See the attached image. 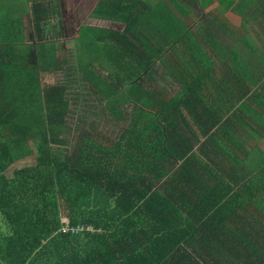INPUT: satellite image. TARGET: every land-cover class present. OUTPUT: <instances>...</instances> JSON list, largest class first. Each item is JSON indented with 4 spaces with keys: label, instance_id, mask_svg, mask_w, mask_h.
I'll return each instance as SVG.
<instances>
[{
    "label": "trees",
    "instance_id": "trees-1",
    "mask_svg": "<svg viewBox=\"0 0 264 264\" xmlns=\"http://www.w3.org/2000/svg\"><path fill=\"white\" fill-rule=\"evenodd\" d=\"M255 4L259 11L244 13ZM260 4L101 0L94 15L126 29H82L93 62L78 54L77 71H63L68 59L43 43L23 54V39L0 29V264H264V198L248 194L231 206V185L250 175L220 172L227 162L215 147L206 149L209 132L196 133L185 116L204 110L207 94L189 106V96L172 97L155 76L160 68L179 84L183 70L199 69L207 48L232 37L242 67L240 59L259 49L227 13L245 24L264 21ZM207 10L216 31L208 20L199 24ZM61 72L80 74L106 109L96 114L103 120L80 117L79 143L66 153L55 148L68 144L69 86L46 83ZM31 156L34 164L8 176ZM242 186L238 195L261 191ZM205 193L217 199L198 204Z\"/></svg>",
    "mask_w": 264,
    "mask_h": 264
},
{
    "label": "crops",
    "instance_id": "crops-1",
    "mask_svg": "<svg viewBox=\"0 0 264 264\" xmlns=\"http://www.w3.org/2000/svg\"><path fill=\"white\" fill-rule=\"evenodd\" d=\"M64 1L66 0H0V29L11 30V35H14L18 40L23 38L24 44L22 43V46L25 50L32 47L38 53L39 49L37 47L43 43L47 51L50 50V53L55 57L57 56L59 60H62L63 57L69 59L68 54L63 56L66 51L62 47L64 35L61 30L64 27L60 17H62V4ZM80 2L74 7V12L78 10L79 14L82 13L81 4L84 3L85 7L88 1L86 3L85 1L83 3ZM100 2L101 0H98L95 3V7L91 10V18L116 22L124 25L126 29V24L123 22L99 18L94 15ZM260 7L264 9L263 4H260ZM259 9L255 4L251 9L248 7L243 8V11L248 14L249 10L259 11ZM199 11L192 10L191 12H196L197 14ZM74 12L70 13L69 19L79 20L80 18L76 17ZM83 12H86L85 9ZM204 13L206 14V17L203 18L204 21L200 20L199 23L203 26L206 25V20L210 21V18H212L211 15L207 14L209 13L208 10L204 11ZM238 15L233 11L227 13L230 23L234 26L245 25L248 30L250 43L259 49L240 59V62H244L242 67H238L236 64L239 62V57H235V54L232 53L234 48L238 49L239 47L238 43L235 42V37H232L218 40L219 43L222 42L221 48H207L208 55L204 54L202 56V63L198 65L199 69L197 71L183 70V77L179 84L164 73L162 69L157 68L155 70L158 83L167 89L172 94V97L177 95L182 97L183 94L190 97L186 101L189 106L193 105L194 107V105H197V102L194 104V101H196L195 96L200 97L203 93L207 94L204 110L196 109L194 114H186L184 106L188 105L184 102L182 111L186 114L185 116L191 126L196 129V133L201 131L203 134L206 129L207 133L209 132L210 139H207L209 142L207 141L208 143H206V149L210 151V148L215 147L219 152V157L227 162L224 165L225 167L220 169V172L234 173L237 178L250 175L242 184L231 185L229 195L235 197L229 198L231 206H236L240 201L248 198V194H252L253 199L264 198V127L258 122L259 119L264 120V31L261 32L260 30L264 29V21L255 22L250 20L247 24H245L246 22L237 24L234 18L238 17ZM210 23L213 31H216V25H214L213 21H210ZM91 27L95 26L81 24L76 31V36H72V46L73 48L75 46V53L76 40L82 39L81 30L83 29L87 33V30ZM96 28L105 29L97 26ZM21 34L22 36H20ZM42 35L46 36L43 41L40 40ZM222 49H224V52L220 51ZM54 50L56 51L54 52ZM59 52L62 56L61 58ZM207 58L208 63L211 64L212 62L211 66H207L204 63ZM159 73L170 81L162 79ZM254 79H262L263 82L257 86L253 85ZM169 87H172V89H169ZM181 90L186 91L179 94ZM209 143L211 144L208 145ZM232 156L234 161L231 160ZM214 170L215 168L213 172H216ZM255 185L259 186L261 191H257L253 195L252 190L249 193L247 189ZM241 186L242 189L246 188L247 192L238 195L237 192ZM205 195L208 196L209 193H205ZM211 199L217 198L208 196L197 200V203L210 204ZM259 221L264 223V217H261Z\"/></svg>",
    "mask_w": 264,
    "mask_h": 264
},
{
    "label": "rangeland",
    "instance_id": "rangeland-1",
    "mask_svg": "<svg viewBox=\"0 0 264 264\" xmlns=\"http://www.w3.org/2000/svg\"><path fill=\"white\" fill-rule=\"evenodd\" d=\"M81 1V2H80ZM88 1L87 4L84 3ZM98 0H66L62 4V25L64 29L61 30L63 33L64 37V43H63V48L65 49L66 52H62L63 56L69 55L68 59V64L63 66V71H67L68 68H73L75 71H77V60H78V54L81 56H86V61H91L90 63L92 64L93 62V56L91 53H88V55L85 54V52L88 51V48L84 45L85 41L82 39H77L76 41V53L74 52V48L72 46V36H76V31L78 30L79 26L81 24H88L92 26H97V27H102L105 29H111V30H117V31H123L125 29V26L116 22H109L105 20H99L95 18H91V10L95 7V3ZM152 2L157 1V0H150ZM83 3L81 4L82 6V13L79 14L78 10H75L74 12V7L76 6L77 3ZM80 7V6H77ZM85 9L86 12H83ZM71 12H74L76 17H79V20H72L69 19V15ZM246 16V15H245ZM88 17V18H87ZM246 18V17H244ZM234 20L237 22V24H241V22H244V19H242V16L238 15L234 18ZM88 32V30H87ZM13 34V33H12ZM12 36V35H11ZM14 36V35H13ZM22 36V34L20 35ZM16 37H12V40L15 39ZM23 39V38H22ZM22 46V45H21ZM17 47H20V45H17ZM21 48V47H20ZM19 48V49H20ZM62 48V49H63ZM27 49V48H26ZM22 50V48H21ZM27 50H22L23 54ZM64 51V50H63ZM60 58L62 57L60 52H59ZM98 56V55H97ZM65 58V57H63ZM76 58V59H75ZM96 60V59H95ZM96 65V64H95ZM68 66V67H67ZM97 67V66H96ZM97 69L101 70L99 67ZM107 74V73H106ZM158 74V73H157ZM159 76L162 77V74L159 73ZM157 77V75H156ZM162 79L168 80L167 77H162ZM46 83L48 84H58V85H63L65 84L66 86H69L68 89L70 92L68 93V99L70 101L69 105V115L67 117V127H68V132H67V140L68 144L65 147H56V150H60L64 153L72 152L73 149L77 148L78 145V138L80 137V131H81V126L82 121H80L81 118H95L96 120L101 119L103 120V117H97L96 114H101V112L106 111L105 107L100 104L97 100H95V96H90V89L86 87V84L82 81V78H80V74H78V77H73V78H66V76L61 72L57 75H54L50 77L49 79L46 80ZM168 84V83H167ZM165 84V85H167ZM169 86V85H167ZM169 89H172V87H169ZM79 91V92H78ZM80 102V104H79ZM79 109V110H78ZM127 109V108H126ZM78 110V111H77ZM81 117V118H80ZM80 127V130H77V128ZM4 134L0 133V137L3 136ZM35 156H31L28 158L23 159L19 163H16L12 168L9 169L7 172L8 176H10L13 172V169L15 168H21L25 166H31L32 164L35 163ZM64 222L67 223L66 219H63ZM1 223V221H0Z\"/></svg>",
    "mask_w": 264,
    "mask_h": 264
},
{
    "label": "built area",
    "instance_id": "built-area-1",
    "mask_svg": "<svg viewBox=\"0 0 264 264\" xmlns=\"http://www.w3.org/2000/svg\"><path fill=\"white\" fill-rule=\"evenodd\" d=\"M65 230L67 231L68 230V227H66Z\"/></svg>",
    "mask_w": 264,
    "mask_h": 264
}]
</instances>
